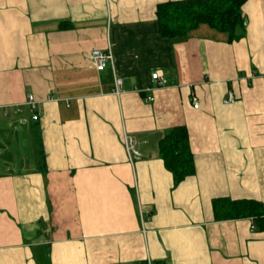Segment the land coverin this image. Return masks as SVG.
<instances>
[{"label": "crops", "instance_id": "obj_1", "mask_svg": "<svg viewBox=\"0 0 264 264\" xmlns=\"http://www.w3.org/2000/svg\"><path fill=\"white\" fill-rule=\"evenodd\" d=\"M168 1L0 0V264H264V0L232 42L206 24L162 36ZM180 125L195 168L175 183L158 144ZM217 198L261 213L216 220Z\"/></svg>", "mask_w": 264, "mask_h": 264}, {"label": "trees", "instance_id": "obj_2", "mask_svg": "<svg viewBox=\"0 0 264 264\" xmlns=\"http://www.w3.org/2000/svg\"><path fill=\"white\" fill-rule=\"evenodd\" d=\"M246 0H178L158 4L156 18L159 31L167 38L184 37L200 24L227 34L228 41H238L245 34L246 20L242 5ZM37 163L45 171V157L39 138H35ZM159 155L165 168L171 172L174 182L179 183L194 173V159L189 146L185 126L168 130L158 144ZM216 220L259 215L261 204L254 200H213Z\"/></svg>", "mask_w": 264, "mask_h": 264}, {"label": "built area", "instance_id": "obj_3", "mask_svg": "<svg viewBox=\"0 0 264 264\" xmlns=\"http://www.w3.org/2000/svg\"><path fill=\"white\" fill-rule=\"evenodd\" d=\"M90 59L92 66L100 71L103 70L108 63L112 64V53L110 49L107 50H100V49H92L90 51ZM151 78L156 81L158 85H161L163 83V77L159 73V71H154L151 74ZM113 93L116 96H119L122 93V78L118 76H114L113 80ZM235 100V96L233 92H229L228 96L224 100V103H232ZM146 102L153 101V97L148 95L145 97ZM24 106L26 107L28 113H29V119L33 122L37 121L40 118L41 115V108L39 106V101L36 100V98L32 94H27L26 99L24 101ZM198 106L197 100H194V107ZM21 108L20 106H16V112H20ZM21 123H25L26 120L22 119L20 120ZM126 150L128 154V159L130 162H132L133 158L135 156H138L139 153L135 149V142L132 137H126ZM146 264H154L150 260L146 261Z\"/></svg>", "mask_w": 264, "mask_h": 264}]
</instances>
